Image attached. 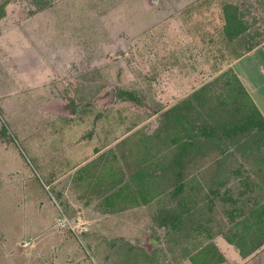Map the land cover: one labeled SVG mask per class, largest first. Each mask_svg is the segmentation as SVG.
<instances>
[{
  "label": "rangeland",
  "instance_id": "obj_1",
  "mask_svg": "<svg viewBox=\"0 0 264 264\" xmlns=\"http://www.w3.org/2000/svg\"><path fill=\"white\" fill-rule=\"evenodd\" d=\"M263 39L264 0H0V264H215L194 246L232 225L231 201L205 197L223 155L190 135L237 120L231 63ZM227 149L228 186L263 193L264 139ZM173 208L177 230L160 225Z\"/></svg>",
  "mask_w": 264,
  "mask_h": 264
},
{
  "label": "trees",
  "instance_id": "obj_2",
  "mask_svg": "<svg viewBox=\"0 0 264 264\" xmlns=\"http://www.w3.org/2000/svg\"><path fill=\"white\" fill-rule=\"evenodd\" d=\"M42 7H44V5H42L41 8ZM235 7H228L229 9L227 10L226 16L227 23L234 22V24H236L233 34L237 35L241 30L245 29V27L238 14V9ZM251 47H253V45H251ZM235 80H237L242 87L241 93L238 96L239 101L236 102L241 107V113L237 120L233 122H229V120H227L224 123L218 124H212L208 121L203 123L200 122L197 126L198 132L193 134L194 136L190 135V138L197 143H199L203 138L206 140L208 139L209 143H214L216 147H220V153L223 155L222 160L218 163L214 171H212V182L206 190L205 197L208 198V201H210L208 206L211 208V203H214L215 197H222V199L231 201L232 207L229 210V223H232V225L226 231L221 230L218 233L211 231L208 232L206 235L211 238L210 241L205 243V245H200L201 241H196L194 246L199 247L196 249L199 252L198 255L201 253L207 255L213 254L212 257L215 258V264H218L226 259L225 254L219 249L217 243L213 241L214 236L217 234H222L229 243L234 244L239 249L242 256H248L264 245V192L254 197L250 194L243 198V194H246L249 190H243L238 194H235L232 186H228L230 175L239 169H232L231 166L226 164V158L231 154L227 151L228 146L231 144H240L241 140L249 139L251 137L252 139H264V116L251 100L248 90L241 84L237 75ZM119 95L125 99H137L135 90L121 89ZM178 106L179 104H176L166 110V119L171 121V118L173 117L172 110H175ZM245 107L246 109L243 110ZM188 117L187 113L180 112L176 116L175 122L185 125ZM161 130L162 128H160L159 131ZM188 141L189 138L181 136L174 139L173 144L176 145L177 148L184 149V147L193 143ZM179 156L177 159V163L179 165L177 171L180 175L183 172V164L182 158ZM186 192L187 182L184 179H179L173 190L170 191V194H172L181 202V205H183L185 202L184 200L182 201L183 198L179 197H182V194H185ZM189 210L190 209L186 211ZM172 211H174V213H172ZM182 221L183 213L179 212L178 209L173 208L172 210L169 209L163 212L160 218V225L171 228V230H177L179 223H182ZM200 224L204 229L206 228L204 222H200ZM203 228H199L201 233L205 231ZM197 257L198 256L196 254L192 256L195 263L197 261Z\"/></svg>",
  "mask_w": 264,
  "mask_h": 264
},
{
  "label": "crops",
  "instance_id": "obj_3",
  "mask_svg": "<svg viewBox=\"0 0 264 264\" xmlns=\"http://www.w3.org/2000/svg\"><path fill=\"white\" fill-rule=\"evenodd\" d=\"M246 59H248V61ZM231 67L243 81L249 92L251 100L255 103L264 116V39L260 42H256V44L253 45V47H251L248 52H245L244 54L235 58L231 63ZM222 243L224 244L223 246H227L228 250L222 247L225 252L226 259L218 264H232V262L237 264L239 261L237 258L241 256L239 250L236 248V253L238 256L232 259L230 257V253L231 251H234L231 248L233 244L229 243L227 240H221V244ZM257 253L259 254L256 255ZM263 254L264 246L263 248L259 249L258 252H253L248 255L246 257L247 259L250 257L252 258L243 264H249L255 259H261Z\"/></svg>",
  "mask_w": 264,
  "mask_h": 264
}]
</instances>
